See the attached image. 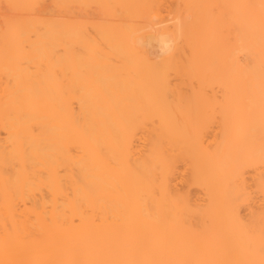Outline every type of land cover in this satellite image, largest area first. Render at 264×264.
<instances>
[{
  "label": "bare ground",
  "instance_id": "bare-ground-1",
  "mask_svg": "<svg viewBox=\"0 0 264 264\" xmlns=\"http://www.w3.org/2000/svg\"><path fill=\"white\" fill-rule=\"evenodd\" d=\"M177 2L0 0V264H264V0Z\"/></svg>",
  "mask_w": 264,
  "mask_h": 264
},
{
  "label": "rangeland",
  "instance_id": "rangeland-1",
  "mask_svg": "<svg viewBox=\"0 0 264 264\" xmlns=\"http://www.w3.org/2000/svg\"><path fill=\"white\" fill-rule=\"evenodd\" d=\"M177 1H179V0H176V1H175V0H170V4H171L172 2H174V4L172 3L171 5H168V7L170 6V7H169L170 10L168 9V7H167V9L164 7L166 10L163 8V9H164L163 11H165V13L162 12V15L165 16V15L168 14L167 16H165V17H167V18L169 17V20H168V21H165L164 24H162V23L159 22V23L161 24V26H159V25H160L159 23H158V24L155 23L156 26L158 25L159 27H158V26L155 27V26H154L155 24L152 25L153 27L150 26V27H152V28L155 27V30H154V29H151V32L154 30L153 32H154L155 34L157 33L156 36H155V34L150 33V29H147V30H146L147 33H148V35L151 37V44H154L153 46H151V44H150V45L148 46V48H150V46H151V50H152L153 47L156 48V51H154L155 49H153V51H152L153 53H154V52H157L158 47L160 46V45L158 46L159 43H155V42H157L158 37H160L161 35H166V36L168 35L167 37L165 36L166 38L169 37L168 39H170V37L172 36L171 39H172V40L175 39V35H173V30H172V29H169V28L172 27V24H173V23H174L173 25H177L178 23H180L181 21L179 22V20L182 19L181 15L183 14V13L181 14V10H182V9L179 8V9H181V10H180V14H181V15H179V9H178L179 5H178V2H177ZM168 4H169V0H168ZM176 4H177V6H176ZM173 5H174V6H173ZM180 6H181V5H180ZM171 7L173 8V10H172ZM174 7H176V8H174ZM174 9H175V10H174ZM173 11H174V12H173ZM175 11H177V12H175ZM163 13H164V14H163ZM171 13H172V17H173V18L170 16ZM173 15H175V16H173ZM177 15H178V16H177ZM179 16H180L181 18H180ZM170 17H171V18H170ZM158 18H159V17H158ZM158 18L155 17L154 22H155V20H157ZM176 19H177V22H176V23H175V22H172L173 20L176 21ZM156 22H157V21H156ZM167 22H168L167 26L169 27L168 29L166 28L167 26L165 25ZM170 22H171V23H170ZM170 25H171V26H170ZM156 28L158 29L159 32H162V30H163V31L165 30L164 32H166L167 30H168V32H169V31H170V32H169V33H168V32H166V33L162 32V33H164V34H162V33L158 34V31H157ZM172 28H175V26H173ZM159 29H160L161 31H160ZM174 30H175V29H174ZM149 33H150V34H149ZM148 35H147V36H148ZM151 35H152L153 37H152ZM161 37H162V36H161ZM152 38H153V39H152ZM177 40H178V42H180V39H177ZM153 41H154V43H153ZM175 42H176V39L173 40V41H171L170 45H171L172 47H171V46L169 47L170 50L168 49L169 51H166L167 53H166V52L163 53V52L161 51L162 49H161V50H158V54L160 53L159 51L162 52V54L160 53V57H161L163 54H165V53H166V55H167V54H168V55H169V54H173V53H171V51H174V45L177 46V44H179V43H175ZM172 43H173L174 45H173ZM156 45H157V46H156ZM177 47H178V46H177ZM160 48H161V47H160ZM171 49H172V50H171ZM175 51H176V50H175ZM169 52H170V53H169ZM158 54H157V53H154V55H158ZM163 56H164V55H163Z\"/></svg>",
  "mask_w": 264,
  "mask_h": 264
}]
</instances>
